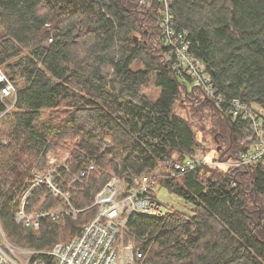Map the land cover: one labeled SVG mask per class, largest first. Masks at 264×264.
Returning <instances> with one entry per match:
<instances>
[{"label":"trees","instance_id":"16d2710c","mask_svg":"<svg viewBox=\"0 0 264 264\" xmlns=\"http://www.w3.org/2000/svg\"><path fill=\"white\" fill-rule=\"evenodd\" d=\"M161 9L135 0H0V66L18 89L15 102L6 99L8 111L0 102V223L10 241L41 251L34 258L51 264L43 252L94 219L96 196L113 175L131 187L159 170L156 183L189 202L191 213L130 215L127 228L143 252L137 264H264V163L160 169L203 154L180 106L211 121L218 157L219 132L231 134L236 156L247 124L176 66ZM170 12L217 93L264 110V0H171ZM152 79L157 99L144 92ZM50 156L62 160L51 180L80 212L43 216L34 230L17 222L16 210L32 171L45 173ZM68 203L43 181L26 213L35 205L70 211Z\"/></svg>","mask_w":264,"mask_h":264},{"label":"built area","instance_id":"2783aa9c","mask_svg":"<svg viewBox=\"0 0 264 264\" xmlns=\"http://www.w3.org/2000/svg\"><path fill=\"white\" fill-rule=\"evenodd\" d=\"M138 5H151L152 3L162 4V16L159 25L165 33V43L178 57L176 66L186 71L194 84L198 85L208 97L214 98L218 104L225 103L228 112L233 117L246 120V128L239 142V152L235 157L232 154L225 160L227 167H241L257 163H264V110L262 107H252L239 98L228 100L225 95L218 94L216 84L207 71L204 63L190 52L191 42L186 40L172 27L173 16L170 12L171 0H135ZM17 87L10 79L5 70L0 66V102L6 105L8 111L12 105L6 104L7 98L17 99ZM3 112V113H4ZM219 159V158H218ZM224 161V162H225ZM222 163L217 158L208 160L202 153L188 156L184 161L170 162L169 172L180 173L197 168L204 164L217 165ZM91 168L94 165L90 166ZM52 171H49V174ZM156 173H145L139 175L135 184L126 187L124 183L115 178L107 182L103 189L96 196V205H99L98 214L90 222L86 223L81 232L70 240L58 243L53 250L43 253L53 255L51 264H137V260L143 257L142 250L136 246L134 241L125 242L123 239L124 228L132 214H138L153 218L164 217L169 208L160 203L154 197L156 185ZM85 171L80 173L81 176ZM38 182V181H37ZM37 182L30 187L23 197V206L17 211V217L28 226L40 218L51 215L59 218L54 211L41 212L30 216L26 213L24 206ZM52 188L56 186L52 183ZM10 245L0 243V264H23L19 258L12 254L13 248ZM22 255L26 264H49L45 259L34 258V254L41 252L34 249L23 248ZM15 252V250H14Z\"/></svg>","mask_w":264,"mask_h":264},{"label":"rangeland","instance_id":"374dc122","mask_svg":"<svg viewBox=\"0 0 264 264\" xmlns=\"http://www.w3.org/2000/svg\"><path fill=\"white\" fill-rule=\"evenodd\" d=\"M139 38V37H138ZM137 38V40H138ZM140 42V39L137 41V43ZM136 43V44H137ZM141 65H139V63H135L134 68H139ZM144 92L151 98V99H157L160 96L161 93V88L159 86L156 85L154 79L151 80V82L149 83V85L147 87L144 88ZM179 113H181V115L191 119L194 123V129L196 130V134H197V138H198V142H201V146L203 149V155L208 159L211 160L213 158H217V160H220L222 163H220V165L223 168H227L226 167V159L230 156L231 153H233L234 149H232L231 145H229V137H231L230 133L228 131H224L223 132H219L221 134L220 137H222V149H221V156L218 157V152L215 150L217 149L216 147L218 146V144H221V142L219 141L218 144L215 143V141L213 140L214 135H216V133L212 132V130L210 129V124L211 121L209 119L205 120L203 118H201L199 115L195 118L192 114L195 113L193 110V113L185 108L180 106L178 108ZM219 115V114H218ZM220 117V115H219ZM222 120L220 121V126H222ZM4 143H7L6 139H2L1 140ZM232 157H235L232 155ZM219 158V159H218ZM62 160H59L58 162L56 161V159L52 156H50L49 158V163L51 164V166L48 168V170L45 173H39L38 171H36L35 169L32 171V176H33V180L32 183H30V185L28 186V188L23 192L21 199H20V205L18 207V209L16 210V220L19 223H22L24 225L25 221H22L21 219H19L17 217V211L20 210V208L23 206L22 201H23V197L24 195L27 193V191L30 189L31 186H33V184L35 182H37V188H39L41 186V184H43V181H47V185L50 188L51 192H53L54 194H61L66 197V200L69 202V209L70 211H66V207L64 208L63 206H58L57 210H53L54 212H56L57 214H59L60 210L63 213H73L75 216H77V213H79L80 211L75 208L72 203L70 202V197L68 193H63L60 188L58 186H56V188H52L50 187V183L54 184L53 181L51 180V174L53 173V171L56 168L57 164H61ZM225 161V162H224ZM94 169V168H93ZM160 169L161 170H165L168 171L169 167L167 165V163H161L160 164ZM49 171H52L49 174ZM159 171V170H158ZM115 178H119L117 175H113L109 182L114 181ZM124 185L127 187V184L121 179L119 178ZM55 185V184H54ZM155 192H154V197L155 199H157L160 203H162L163 205H165L166 207H168L170 210L171 209H177L186 213H191L189 206H191V204L189 202H187L186 200H184L183 198L179 197L178 195H176L175 193L170 192L164 185H162L161 183H156L155 185ZM36 187L34 186L32 188V192L30 194V196L28 197V199L25 201V206L24 209L26 211V204L27 201L33 197V190L36 189ZM188 203V204H187ZM99 206V205H98ZM41 212L44 211H39L38 210V206L35 205L34 209H32V211L30 213H28L30 216H35V214H39ZM40 222V220H39ZM27 226V225H26ZM40 226V224H36V221L34 223H31V225H28V228H33L34 230L38 229V227ZM123 239L125 242H129V241H134L136 246L139 247L137 245V241H141V239H139L136 235L131 234L129 232V229L126 227L124 228V232H123ZM0 243L5 245H10L12 246L11 248H13L12 254L19 258L20 261L23 264H26V260L24 259L23 255H22V250L23 248H28L27 246H22V245H18L13 241H10L9 238L7 237L5 231L2 228V224L0 223ZM30 249V248H28ZM15 250V252H14Z\"/></svg>","mask_w":264,"mask_h":264}]
</instances>
